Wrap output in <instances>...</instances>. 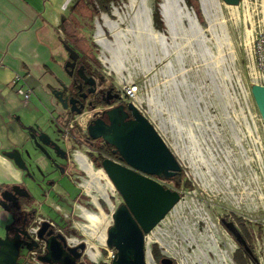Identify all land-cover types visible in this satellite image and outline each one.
Listing matches in <instances>:
<instances>
[{"label": "rangeland", "instance_id": "374dc122", "mask_svg": "<svg viewBox=\"0 0 264 264\" xmlns=\"http://www.w3.org/2000/svg\"><path fill=\"white\" fill-rule=\"evenodd\" d=\"M62 1L63 9L59 13L68 33L75 34L82 28L86 30L89 43L86 45L81 40L84 44L78 42L79 47L85 53L88 47L91 48L92 55L97 56L103 65L104 74L113 79L118 87L136 84L138 90L134 101L162 134L182 165L181 173L173 178H159L165 186L178 189L181 198L149 232L151 254L147 264H161L163 255L172 257L175 264H236L233 253L237 247H243L246 255L249 252L235 239L222 220L233 221L244 237L237 217H241L240 221L249 232V237L245 236L244 239L252 251L250 263L264 264V125L250 93L251 84L260 83L261 80L257 78L252 57L251 37L247 43V31L254 32L260 17L259 6L263 19V1L259 5L258 0H240L238 6H227L219 1L218 18L224 22V31L229 41H224L220 48L210 31L209 23H206L202 15L205 24L200 25L205 29L206 45L214 55H223L219 75L215 78L216 85L221 89L219 93L214 88L202 58L198 53L190 51L186 40L181 41L186 44L181 63L174 52L165 57L157 46V58L151 62L152 69L144 72L141 58L130 47L134 37L128 33L127 40H123L128 46L125 50V71H122L125 80H122L107 63L102 62L104 57H110V53L92 42L95 32L97 40L99 38V25L103 29V36L108 39H111L110 34L114 36L105 18L101 19V12L94 14L86 0ZM143 3L147 5L148 2L135 0L132 5V0H118L111 4L108 19L116 21V27L122 31L130 23L136 26L133 22L134 10L139 5L143 7ZM247 9L250 19L246 16ZM217 27V32L221 33L219 24ZM62 35L64 39L68 38L64 31ZM168 62L174 71L176 85L165 88L167 77L163 70ZM153 91L163 104L162 111L156 114L151 111L148 101ZM181 101L187 103L186 110L181 107ZM22 111L21 115L29 123L39 124L52 133L54 129L59 134L57 125L67 122L60 112L55 113L54 117L44 109L37 108L33 99L28 106L22 107ZM169 111L178 113L183 122H190L207 165L192 154L188 130L185 129L181 134L174 131ZM18 135V142L21 143L28 138L26 133L15 134L14 137ZM78 136L80 130L77 127L71 130L68 141ZM29 146L32 147V144ZM180 149H184L183 154ZM80 179L81 183L88 184L87 179ZM185 180H189L190 186ZM110 183L109 212L98 228L107 227L111 222L112 210L122 201ZM64 184L72 193L77 191L70 182ZM83 188L92 193L96 200L99 194L97 189L86 185ZM73 210L76 215L74 222L78 223L85 241L98 248L102 243L94 236L91 222L80 217L82 213L78 207ZM50 212L53 213L52 210ZM88 223L91 229L87 228ZM153 243L162 254L159 259L152 253ZM108 252L110 254L112 249ZM96 258L98 255L93 256L94 260Z\"/></svg>", "mask_w": 264, "mask_h": 264}, {"label": "water", "instance_id": "95a60500", "mask_svg": "<svg viewBox=\"0 0 264 264\" xmlns=\"http://www.w3.org/2000/svg\"><path fill=\"white\" fill-rule=\"evenodd\" d=\"M164 1L160 0L158 3L159 13L165 27L164 31L161 32L154 29L151 10L145 4L148 10L147 26L152 32L162 36L166 44H169L172 41V37L163 15ZM219 1L227 6H238L240 4V0ZM175 2L181 12L184 10L194 17L204 35L205 29L200 25L192 7L188 6L185 0H175ZM198 3L201 13L208 24L202 10L201 0H198ZM100 17L103 19V14ZM115 24L117 25L116 22ZM179 24L182 29H187L189 27L188 18L182 15ZM129 28H132V23L124 31L119 29L125 35V38L128 37L127 29ZM100 29L103 35V30L101 27ZM110 37L111 39H108L103 36L107 43L113 42L112 34H110ZM95 42L100 46L96 39ZM123 44L128 45V43L125 44V41H123ZM65 48L69 53V59L73 63L78 58V53L67 43H65ZM72 63H68L66 68ZM63 89L67 90V87L63 86ZM250 93L264 125V85L252 83ZM53 96L63 111L67 110L68 106L71 105L69 110L71 113H82L83 106L76 108L74 99L65 94L63 90H54ZM128 110L132 112V119L130 120H125L127 114L124 112L122 115L116 116L114 113L107 111V123L99 118L90 120L86 125L85 131L90 138L101 137L110 143L114 150L118 152L120 159L124 161V163H120L109 157H104L100 161L101 167L99 168L108 176L114 189L122 198V201L111 212V222L105 233L104 242L115 249V255L110 264H147L148 256L151 254L148 245L149 232L181 198V193L178 189L165 186L159 178L168 179L173 177L181 171L182 165L175 152L170 148L150 119L133 103L128 105ZM28 128L33 132L31 138L33 146L31 148L27 147L24 154H27L30 158H41L42 155L49 154L50 151L45 145H49L56 153L64 150L59 143L58 137L48 133L46 130H42V128L34 126ZM35 132L38 134H34ZM24 154L20 147H15L8 151V155L13 159L17 168L22 171L21 180L10 186L0 185V206L7 212V224L0 231V264H21L19 261L21 250H31L33 248L31 242L38 246V239L44 240L48 249L47 254L40 257L43 261L56 253L55 249L50 245L49 239L44 236V225L49 224V221H43L42 226L38 229L36 227L25 229L17 225L19 221L15 212L18 208L16 201L22 195L19 193L18 188L28 190L29 195L31 194L35 198L39 197L38 190L40 188L33 179L30 180L31 176L26 173L29 171V166ZM24 197L29 196L27 194ZM222 221L235 239L251 255V249L234 222L225 219ZM61 261L63 264L66 263L65 260ZM160 262L161 264H171L173 258L163 255Z\"/></svg>", "mask_w": 264, "mask_h": 264}, {"label": "flooded vegetation", "instance_id": "af4514ba", "mask_svg": "<svg viewBox=\"0 0 264 264\" xmlns=\"http://www.w3.org/2000/svg\"><path fill=\"white\" fill-rule=\"evenodd\" d=\"M146 1L148 2L146 6L151 10L152 18L154 0ZM64 33L68 38L63 39L62 42L65 53L62 63L64 80H60L59 90H63L65 94L74 99L76 108L83 106L82 113H71L69 111L71 105L65 111L60 109V114L67 120L66 125L58 124L61 134L55 131L54 135L59 138V143L64 148L60 153L54 152L49 145H45L50 152L47 155H42L41 158H30L27 154H24L29 166V171L26 173L31 176L30 180L33 179L39 185V197L35 198L31 194L29 195L28 190L19 187V193L22 195L16 201L18 208L15 210L19 221L17 225L25 229H32L33 227L38 229L42 226L43 221H49V224L44 225V236L49 239L50 245L55 249L56 253L43 261L40 257L45 256L48 249L46 242L38 239V246L31 242L33 245L31 250H21L19 261L21 264H63L61 260H65V264H110L108 251L112 249L115 255V249L109 247L104 242L105 240L103 241L106 229L110 223H108L107 227L102 226L101 228L92 226L91 223L92 229L89 223L87 224V228L91 229L93 234H95L94 236L102 243L98 248H95L85 241L83 233L80 231L79 225H77L78 223L74 222L76 215L73 209L78 207L82 213L80 217L88 222L90 220L86 217V214H95L101 219H106L105 214L107 215L109 212L108 203L111 200L109 187L111 183L108 176L99 170L101 167L100 161L104 157H109L120 163H124V161L120 159L118 152L114 150L110 143L101 137L90 138L85 128L90 120L96 118L107 123V111L114 113L116 116H120L124 112L127 114L125 120L132 119V112L128 110L130 103H133L145 116L147 115L134 101L138 90L136 84H130L135 86L137 90L133 92L132 96L127 95L124 91V87L127 85H123L120 88L113 79L104 74L103 65L97 56L92 55L90 47L85 53L79 47L78 42L81 41L70 42L69 37L72 34L68 33L67 29H65ZM65 43L79 55L73 63L69 59ZM68 63L72 64L66 68ZM63 86H66L67 90L63 89ZM70 122H73L71 129L74 130L78 127L80 130V136L75 137V140H71L73 142L71 148L68 145V136L64 137L62 135V127L67 126ZM34 134L38 133L35 132ZM39 155L41 154L39 153ZM80 160L83 161L84 165ZM75 162H77V165ZM99 172L103 176L93 178V174ZM180 173L181 171L176 175ZM81 177L87 179L88 184L81 183ZM27 178L29 179V177ZM66 181L77 189L75 193L65 187L64 182ZM85 185L87 187L92 186L99 191L96 200L92 193L83 188ZM27 194L29 197H24ZM100 238L103 239L100 240ZM96 252L97 254H94ZM92 254L94 257L98 255V258L94 260Z\"/></svg>", "mask_w": 264, "mask_h": 264}, {"label": "crops", "instance_id": "0c3cea01", "mask_svg": "<svg viewBox=\"0 0 264 264\" xmlns=\"http://www.w3.org/2000/svg\"><path fill=\"white\" fill-rule=\"evenodd\" d=\"M61 1L0 0V185L2 186H10L21 180L22 171L17 168L8 151L20 147L23 154L25 153V149L32 144L33 132L28 127L42 128L55 135L54 129L52 133L39 124L32 125L21 114L22 107L28 106L32 99L40 110L44 109L51 115L60 112L61 108L53 96V91L60 89L59 82L64 80L62 63L65 53L62 32H65L66 27L63 26L64 22L59 13L63 9V1ZM101 14L109 18L108 13L101 12ZM78 31L70 35L69 41L82 40L88 45V32L83 28ZM93 37L92 42L96 43L95 34ZM17 75L22 79L15 84ZM21 85L32 91L29 100H25L17 91V87ZM71 130L73 129H70L68 138ZM19 133L27 134L28 138L23 143L18 142L19 135L14 137ZM72 140H75L74 137ZM72 143L71 140L68 141L69 147L70 144L73 146ZM6 218L7 212L0 206V231L7 223Z\"/></svg>", "mask_w": 264, "mask_h": 264}, {"label": "bare ground", "instance_id": "6f19581e", "mask_svg": "<svg viewBox=\"0 0 264 264\" xmlns=\"http://www.w3.org/2000/svg\"><path fill=\"white\" fill-rule=\"evenodd\" d=\"M135 0H132V5ZM144 4V3H143ZM202 10L207 19V22L210 25V31L213 33V36L216 38V42L219 45V48L223 46L224 41H228V35L224 31L225 26L224 22L219 20L218 11H219V2L218 0H201ZM147 8L145 4L142 6H137L134 10L133 22L136 26L132 24V28L128 29V33H130L134 37V42L130 46L132 47V51L137 54L141 58L142 69L144 72H148L152 69V60L156 59V47L159 46L163 56H168L171 52H174L178 61L181 63L184 53V47L187 44L190 51L193 53H198L202 58L204 64L207 67V73L212 78V82L214 84L215 90L219 93L221 89L215 83V78L219 75V65L223 61V55L220 53L219 55H214L210 48L205 45L204 41H206L205 36L197 25L193 16L188 14L183 10L181 12L180 8L176 6L175 0H165L163 4V15L165 18V22L167 24V28L172 37V41L169 44H166L163 40V37L157 33L152 32L147 26ZM185 15L189 20V27L187 29H182L179 24L180 17ZM246 16L250 19V13L247 9ZM106 20V25L112 30L114 36V40L112 43H107L102 35V31L99 27L98 31V42L105 49V51L110 53V57H104L103 60L107 63L112 71L121 76L122 80L124 76L122 75V71H125L124 59L126 57L125 50L127 46L123 44V40H127L125 35L116 28V24L110 21L106 16H104ZM264 21V2H263V19ZM219 21V22H218ZM217 24L221 27V33L217 32ZM252 32L247 31V43H249ZM205 39V40H204ZM182 40H186V44L182 43ZM193 41V42H192ZM229 43V41H228ZM227 43V44H228ZM195 47V48H194ZM220 50V49H219ZM183 71V70H182ZM164 76L167 77L164 82V86L169 87L170 85H176L175 82V74L172 69L171 63L168 62L163 70ZM149 106L151 107V111L156 114L161 112L163 109V104L157 96V93L153 91L152 96L149 97ZM181 107L186 110L185 102H180ZM169 118L173 125V129L176 133L181 134L185 129L188 130V136L191 140L192 154L197 155L202 163H207L206 158L201 154L200 148L198 146V141L195 134L192 132V127L190 122L186 120L183 122L178 113L169 111ZM189 149V147H188ZM181 153H184V149H180ZM196 156V157H197ZM192 157V156H191ZM195 160V159H194ZM83 164V161L80 160ZM84 165V164H83ZM207 165V164H206ZM101 171V170H100ZM102 172V171H101ZM103 173V172H102ZM103 175L99 172L93 174V178L102 177ZM96 182V181H95ZM110 184V183H109ZM97 214V213H96ZM86 217L92 223V226H98L102 219L95 214H86ZM149 238V236H148ZM103 238H100V240ZM104 241V239H103ZM104 243V242H103ZM149 258V257H148Z\"/></svg>", "mask_w": 264, "mask_h": 264}, {"label": "trees", "instance_id": "16d2710c", "mask_svg": "<svg viewBox=\"0 0 264 264\" xmlns=\"http://www.w3.org/2000/svg\"><path fill=\"white\" fill-rule=\"evenodd\" d=\"M117 1L118 0H86V4L92 9L94 14H99L100 12H106L110 14L111 4H114V2H117ZM159 2L160 0H154L153 2L152 25L155 30L163 32L165 27H164L163 21L159 13V7H158ZM185 2L188 6L192 7L200 24L204 25L205 22L203 20V17H202L200 8H199L198 0H185ZM80 43L84 44L82 41ZM97 62L99 63V61ZM185 182L189 185V180H185ZM237 219L239 220V223L243 229L244 237L245 236L249 237V232L247 231V228L240 221L241 217H237ZM242 248L243 247H239V248L237 247L234 250V253H233L234 261L236 262V264H251L250 260L252 258L250 257V254L247 253L246 255L245 251H243ZM151 250L156 259H159L161 257L162 254L158 251L157 245L155 243L151 245ZM171 264H175L174 261Z\"/></svg>", "mask_w": 264, "mask_h": 264}, {"label": "built area", "instance_id": "2783aa9c", "mask_svg": "<svg viewBox=\"0 0 264 264\" xmlns=\"http://www.w3.org/2000/svg\"><path fill=\"white\" fill-rule=\"evenodd\" d=\"M259 5L261 1L264 2V0H258ZM259 18L257 21V24L254 28V32L251 34V52L253 61L255 63L256 72H257V78L261 80L259 84L264 85V21L261 20L262 18V12H261V6H259ZM21 76L17 75L16 79L14 80L15 84H18L21 82ZM137 89L135 86L129 85L124 87V91L127 95L132 96L133 92H135ZM17 91L24 96L25 100H29L31 97V90H27L24 88L23 85L17 87ZM73 127V122H70L67 126L62 127V135L64 137L68 136V133L70 129ZM114 257L113 252L110 253V261Z\"/></svg>", "mask_w": 264, "mask_h": 264}]
</instances>
